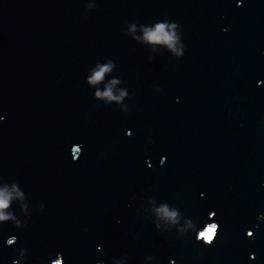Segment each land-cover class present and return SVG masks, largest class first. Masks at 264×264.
Instances as JSON below:
<instances>
[{
	"label": "water",
	"instance_id": "water-1",
	"mask_svg": "<svg viewBox=\"0 0 264 264\" xmlns=\"http://www.w3.org/2000/svg\"><path fill=\"white\" fill-rule=\"evenodd\" d=\"M3 198L0 264H264V0H0Z\"/></svg>",
	"mask_w": 264,
	"mask_h": 264
},
{
	"label": "clouds",
	"instance_id": "clouds-1",
	"mask_svg": "<svg viewBox=\"0 0 264 264\" xmlns=\"http://www.w3.org/2000/svg\"><path fill=\"white\" fill-rule=\"evenodd\" d=\"M164 32V27L163 25L159 26L156 30L155 33L151 35L152 40H160L161 39V34ZM164 39H169L168 36H164ZM100 78V74L97 73L96 79ZM7 206V198L0 199V209L4 208ZM8 217L5 216L2 212H0V220H7ZM217 227L220 229V225L218 223L213 224L212 227L208 228L207 231H201L199 233V236L203 238L206 244L211 245L213 242V233L216 231ZM248 235H251V233H248Z\"/></svg>",
	"mask_w": 264,
	"mask_h": 264
},
{
	"label": "flooded vegetation",
	"instance_id": "flooded-vegetation-1",
	"mask_svg": "<svg viewBox=\"0 0 264 264\" xmlns=\"http://www.w3.org/2000/svg\"><path fill=\"white\" fill-rule=\"evenodd\" d=\"M15 240V238H11L10 239V242H12V241H14ZM63 262H62V258L60 257V258H58L57 260H54V262H53V264H62Z\"/></svg>",
	"mask_w": 264,
	"mask_h": 264
},
{
	"label": "built area",
	"instance_id": "built-area-1",
	"mask_svg": "<svg viewBox=\"0 0 264 264\" xmlns=\"http://www.w3.org/2000/svg\"><path fill=\"white\" fill-rule=\"evenodd\" d=\"M212 224V223H211ZM215 224V223H214ZM209 227V225H207V227L206 228H204L202 231H207V228ZM213 235H214V233H213Z\"/></svg>",
	"mask_w": 264,
	"mask_h": 264
},
{
	"label": "rangeland",
	"instance_id": "rangeland-1",
	"mask_svg": "<svg viewBox=\"0 0 264 264\" xmlns=\"http://www.w3.org/2000/svg\"><path fill=\"white\" fill-rule=\"evenodd\" d=\"M213 224H214V223H212V224H209V227H208V228L212 227V226H213ZM208 228H207V229H208ZM214 233H215V231H214Z\"/></svg>",
	"mask_w": 264,
	"mask_h": 264
}]
</instances>
